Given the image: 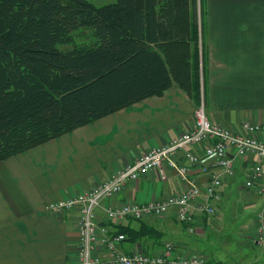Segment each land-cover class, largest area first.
Here are the masks:
<instances>
[{
  "label": "crops",
  "instance_id": "1",
  "mask_svg": "<svg viewBox=\"0 0 264 264\" xmlns=\"http://www.w3.org/2000/svg\"><path fill=\"white\" fill-rule=\"evenodd\" d=\"M204 79L206 113L215 123L228 127L243 120L264 125V0H203ZM189 15V19H190ZM191 80L175 83L159 95H149L96 120L0 160V264H81L77 256L78 207L56 213L47 208L108 178L118 167L139 153L164 142L194 125L198 99ZM264 138V131H262ZM211 158H204L208 163ZM254 161L253 155L237 160L236 173L224 182L213 203L231 199L249 215L253 227L248 236L264 249V238L251 233L257 225L256 212L264 193L241 189V177ZM192 176L206 183L198 165ZM176 174L167 168L148 171L128 183L113 199H101L96 207L97 224L110 229L112 221L105 205L119 201L146 202L181 190ZM235 193V194H232ZM234 197H232V195ZM174 209L163 217L146 215L162 232L161 240L129 242L118 247L130 252L141 246L151 254L163 251L167 243L180 255L193 253L203 227L201 213L194 224L175 219ZM128 221L125 218L122 222ZM97 253L108 256L101 242Z\"/></svg>",
  "mask_w": 264,
  "mask_h": 264
},
{
  "label": "trees",
  "instance_id": "2",
  "mask_svg": "<svg viewBox=\"0 0 264 264\" xmlns=\"http://www.w3.org/2000/svg\"><path fill=\"white\" fill-rule=\"evenodd\" d=\"M198 8L202 18L203 0H0V160L173 82L191 80L198 99L205 54ZM145 216L112 222L109 232L161 240Z\"/></svg>",
  "mask_w": 264,
  "mask_h": 264
},
{
  "label": "built area",
  "instance_id": "3",
  "mask_svg": "<svg viewBox=\"0 0 264 264\" xmlns=\"http://www.w3.org/2000/svg\"><path fill=\"white\" fill-rule=\"evenodd\" d=\"M200 27V22H199ZM194 125L186 131L151 147L129 163L118 167L108 178L77 192L75 195L51 201L47 208L53 212L77 206V230L79 242L77 256L81 264H210L198 253L180 255L167 243L158 254L147 253L141 246L130 252L118 247L125 240L121 232L111 233L110 229L97 224L96 207L101 199H113L124 187L148 171L167 168L175 172L181 190L162 198H154L143 203L126 200L114 205H105L108 220L121 223L126 217L152 215L163 217L170 208L174 209L178 221H193L198 213L216 214L214 201L219 198L225 181L236 173L237 160L253 155L254 161L241 177V189H253L264 193V125L243 120L240 125L228 127L212 122L206 113L205 79L202 64L199 67L198 102L195 106ZM204 158H211L208 163ZM198 165L204 173L206 183L201 185L191 174V167ZM256 227L251 233L256 239L264 238V202L256 212ZM101 242L108 251L102 257L96 251Z\"/></svg>",
  "mask_w": 264,
  "mask_h": 264
},
{
  "label": "rangeland",
  "instance_id": "4",
  "mask_svg": "<svg viewBox=\"0 0 264 264\" xmlns=\"http://www.w3.org/2000/svg\"><path fill=\"white\" fill-rule=\"evenodd\" d=\"M97 5L115 0H90ZM64 48L65 44H59ZM235 194V193H232ZM231 194V195H232ZM234 197V195H232ZM221 204H215L216 214L202 215L203 229L200 238L196 242L195 253L207 257H216L225 264H264V249L255 246L254 241L248 236L249 229L253 227V219L249 216L253 210L248 209L250 214H241L237 220L238 213L242 208L232 203L231 199Z\"/></svg>",
  "mask_w": 264,
  "mask_h": 264
}]
</instances>
